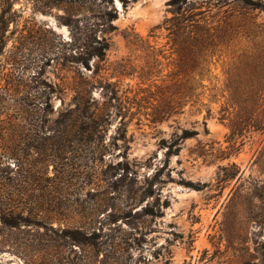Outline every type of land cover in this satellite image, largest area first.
<instances>
[{
    "label": "rangeland",
    "instance_id": "rangeland-1",
    "mask_svg": "<svg viewBox=\"0 0 264 264\" xmlns=\"http://www.w3.org/2000/svg\"><path fill=\"white\" fill-rule=\"evenodd\" d=\"M168 1L16 4L4 52L21 60L0 84V147L11 154L0 194L31 223L0 222V264H264V124L252 127L264 114L239 112L225 88L228 76L264 78L233 70L264 50V0H186L196 19L231 20L207 60L210 111L184 98L156 119L173 83L192 76L178 73ZM92 36L105 47L85 65ZM77 93L104 114L99 127L69 113Z\"/></svg>",
    "mask_w": 264,
    "mask_h": 264
},
{
    "label": "trees",
    "instance_id": "trees-1",
    "mask_svg": "<svg viewBox=\"0 0 264 264\" xmlns=\"http://www.w3.org/2000/svg\"><path fill=\"white\" fill-rule=\"evenodd\" d=\"M32 3H39V8H35L42 12L46 9L55 7L62 0H31ZM72 0H70L71 3ZM111 1V0H103ZM245 8H256L260 5L252 2V0H236ZM20 0H0V84L6 80L8 76L7 66L11 64H18L21 60L20 57L13 54H5L4 50L14 36L15 32L19 29V20L22 18V7H16ZM186 4V0H169L168 5L173 8V16L168 18L166 23L167 29L173 35V44L175 47V54L177 60V67L179 74H192L187 80L177 79L173 84L175 85L173 93L165 101L167 108H159L156 112L159 116L156 119L164 117L166 114L170 115L176 113L180 108L184 98L193 104H197L207 112L210 111L206 103L202 102V94L204 91H210L212 89L211 77L212 72L208 66V58L214 55L216 47L222 42L224 33H226V26H230L231 22L224 21L223 23L208 21L203 18L196 19V13L190 12V10L183 9V5ZM262 5V4H261ZM38 7V6H37ZM104 24H108L112 18H115V14L111 11H104L102 13ZM218 21V20H217ZM225 25V26H224ZM15 42V41H14ZM92 42H96L94 45L88 44L80 52V60L83 64L88 65V60L96 55L102 56L104 45H96L100 43L95 36H92ZM238 66L234 67V71L243 73H252L256 75L264 76V50L263 52L254 53L246 57L244 61L240 59ZM232 70V71H233ZM225 88L228 93V98L232 102V106L237 110H247L248 114H252L249 110H259L264 114V78L255 79H235L228 76L225 82ZM175 97V99H174ZM185 99V100H186ZM74 106L70 109L69 113L75 114L79 117V123L81 125H87L88 129L97 128L100 126L101 119L104 114L97 112L93 109V106L89 102L88 98H85L81 93H77L74 98ZM167 103V104H166ZM237 112V111H236ZM2 119H0V124ZM260 124H264V121L259 122L254 120L252 127L258 129ZM259 125V126H258ZM190 131L185 130L180 139H185L190 136ZM4 158H11V154L6 152L5 149L0 147V170L4 168ZM11 201L12 195H7ZM6 196L0 194V222L10 228L20 226L22 224H30V220L22 215L19 205L7 206L8 202ZM18 202L23 200L18 198ZM4 206V207H3Z\"/></svg>",
    "mask_w": 264,
    "mask_h": 264
}]
</instances>
